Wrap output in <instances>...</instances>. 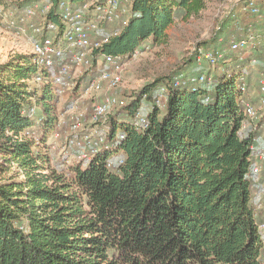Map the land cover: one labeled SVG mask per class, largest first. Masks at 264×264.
Listing matches in <instances>:
<instances>
[{
	"label": "trees",
	"instance_id": "trees-1",
	"mask_svg": "<svg viewBox=\"0 0 264 264\" xmlns=\"http://www.w3.org/2000/svg\"><path fill=\"white\" fill-rule=\"evenodd\" d=\"M39 1L51 4L47 22L62 25L60 0L17 4ZM206 4L132 0L131 17L103 49L128 55L149 40L163 42L178 18L198 16ZM231 17L214 41L239 19ZM214 41L203 43L204 51ZM263 49L262 42L254 52L258 64L224 52L214 75L197 51L189 64L196 75H212L210 84H191L185 73L178 84L180 74L148 84L126 109L132 116L145 95L153 104L149 127L137 130L126 120L116 151L101 150L88 163L74 159L61 171L41 148L56 122L52 82L36 83L32 53L0 65V264H264L252 176L257 133L243 130L240 102L257 103L250 92L264 71ZM241 75L249 84L244 93ZM161 89L165 108L154 102ZM113 154L124 158L119 171L107 167Z\"/></svg>",
	"mask_w": 264,
	"mask_h": 264
},
{
	"label": "built area",
	"instance_id": "built-area-1",
	"mask_svg": "<svg viewBox=\"0 0 264 264\" xmlns=\"http://www.w3.org/2000/svg\"><path fill=\"white\" fill-rule=\"evenodd\" d=\"M24 0H11L12 5L2 6L0 16L6 23L15 29L17 34L27 36L31 53L37 65L39 78L47 82L50 80L54 91L58 95L72 93L76 89V79L82 78L85 82L80 95L83 99L95 96L86 123L85 114L79 109L69 116L68 125L73 135L67 144L81 149L77 154L79 160L90 161L101 150L114 152L118 149L124 133L121 122L114 123L110 118L117 111L128 106L124 96L110 93L103 97L100 92L104 89L113 90L123 81L122 69L128 58H137L140 49L131 54H112L104 51V45L112 36L118 35L120 27L132 15V0H85L75 4L74 0H60L58 8L62 25L47 22L51 4L36 2L29 6L18 5ZM262 5L259 0H251L245 6L246 11L253 15L261 12ZM34 21H38L36 24ZM264 41V35L252 32L232 39L228 50L234 52H247L252 64L260 62L254 56ZM263 62L264 67V49ZM225 51H208L199 57L215 65L224 56ZM47 74L44 80V75ZM184 75H179L176 83H180ZM191 84H202L213 81L212 75L202 73L188 76ZM255 98L253 103L249 97H241L242 112L246 116L243 130L251 128L257 135L251 145L253 161V179L256 183L254 191V206L256 220L264 241V71L257 78ZM241 92H247L249 84L246 75H241L238 81ZM163 91L155 96L154 102L160 108L166 107L167 95ZM209 99V97H208ZM76 108V105L73 109ZM150 110L138 107L130 116V123L137 130L149 127ZM115 132V134H114ZM72 154V153H71ZM69 155V154H67ZM124 158L112 155L107 160V167L119 171Z\"/></svg>",
	"mask_w": 264,
	"mask_h": 264
},
{
	"label": "rangeland",
	"instance_id": "rangeland-1",
	"mask_svg": "<svg viewBox=\"0 0 264 264\" xmlns=\"http://www.w3.org/2000/svg\"><path fill=\"white\" fill-rule=\"evenodd\" d=\"M206 7L200 12L198 16H192L186 20L178 18L175 24L169 31V36L163 42L153 44L151 40L147 41L140 47V53L137 58H128L122 69V83L119 87L113 90L104 89L101 94L103 97L110 93H115L117 96H124L128 103H131L138 98L140 91L148 84L153 83L156 80L164 77H175L178 74H192L198 72L199 69L190 65L189 61L194 60L197 51H204L203 43L214 41L218 32L220 31L221 22L227 19L231 14V18H239L234 22H230L226 31L219 35L218 40L214 41L213 47L204 51H215L222 49L225 53H228V43L233 38L240 36L241 34L254 33L257 35H264V0H259V3L263 6L261 12L257 15H253L246 11L243 1L244 0H206ZM43 1H41L42 3ZM11 0H0V9L2 6L12 5ZM243 4V5H242ZM230 19V18H229ZM38 24V21H34ZM263 32V33H262ZM262 33V34H261ZM264 44V41H263ZM138 49V48H137ZM31 53V47L28 42L27 36L23 34H17L13 27H10L6 21L0 16V65L8 62L12 57L22 54ZM242 59L248 58V53L241 52ZM225 56V55H224ZM213 66L208 64L207 59L201 60L204 71H212L214 75L216 72L221 71L223 65L222 59ZM199 61V60H198ZM220 64V65H219ZM201 67V66H200ZM39 73L36 76V83L41 85L45 83L39 78ZM209 75V73H207ZM47 74L44 75V80ZM78 80L76 89L72 93L58 95L53 93L58 98L57 101H53L54 114L56 116V122L53 130L45 136L43 141V135L33 133L36 142H42L41 148L44 149L50 155L51 165L60 168L69 167L74 159L79 160L74 155L79 153L81 149L71 147L67 144L71 134L68 119L69 116L79 109L85 114L86 123H89L88 116L91 110L92 103L95 101V96L83 99L80 97L85 82H82V78ZM256 87L251 88L250 96H255ZM163 91V89H161ZM255 93V94H254ZM44 103L40 104L42 108ZM76 105V108L73 107ZM152 102L144 95L140 102V107L143 109L151 110ZM37 112V111H36ZM40 113V112H39ZM110 118L114 123L125 119L130 121L128 109L117 111L111 115ZM125 122H121L124 124ZM72 153V154H71ZM69 154V155H67ZM85 163L87 160H83ZM88 163V162H87ZM70 177V175L67 173Z\"/></svg>",
	"mask_w": 264,
	"mask_h": 264
},
{
	"label": "crops",
	"instance_id": "crops-1",
	"mask_svg": "<svg viewBox=\"0 0 264 264\" xmlns=\"http://www.w3.org/2000/svg\"><path fill=\"white\" fill-rule=\"evenodd\" d=\"M40 3H41V1H39ZM18 4H20V3H18Z\"/></svg>",
	"mask_w": 264,
	"mask_h": 264
}]
</instances>
